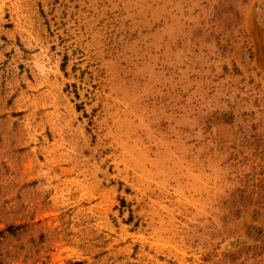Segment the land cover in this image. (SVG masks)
I'll use <instances>...</instances> for the list:
<instances>
[{
    "label": "rangeland",
    "instance_id": "374dc122",
    "mask_svg": "<svg viewBox=\"0 0 264 264\" xmlns=\"http://www.w3.org/2000/svg\"><path fill=\"white\" fill-rule=\"evenodd\" d=\"M0 264H264V0H0Z\"/></svg>",
    "mask_w": 264,
    "mask_h": 264
}]
</instances>
